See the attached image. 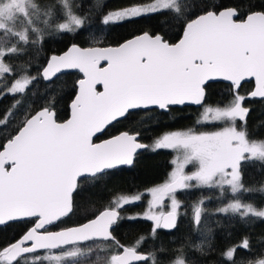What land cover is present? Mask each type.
<instances>
[{
    "label": "snow or ice",
    "instance_id": "6c2138e0",
    "mask_svg": "<svg viewBox=\"0 0 264 264\" xmlns=\"http://www.w3.org/2000/svg\"><path fill=\"white\" fill-rule=\"evenodd\" d=\"M94 20L101 29L140 23L150 28L114 43H105L97 30L86 47L72 43L39 63L30 58L44 51L46 37L91 31ZM172 29L180 32L176 42L167 38ZM67 70L82 78L75 83L69 118L60 121V98L45 93L29 101V92ZM249 81L254 86L242 94ZM216 82H226L227 92L209 103ZM0 85V99H14L0 112V264H158L164 249L142 246L156 241L161 230L177 229L182 217L204 239L181 245L170 264H208L213 245L207 243V201L217 199L222 206L216 214L229 220L264 221V207L244 199L246 193H264V185L255 188L244 180L249 165L259 164L264 175V138L249 131L246 106L264 100V0H124L117 9H108L107 0H0ZM185 105L202 109L196 127L142 142L140 129L147 124L143 131L151 132L160 123L153 125L149 115ZM123 121L138 126L96 142ZM141 149L175 153L163 183L118 195L83 222L61 227L75 214L83 185L131 168ZM185 192L200 197L186 205L179 198ZM145 197L142 213L122 215ZM125 220L151 227L125 244L116 235ZM238 252L246 256L238 259ZM221 255L223 264H264V252H254L247 236Z\"/></svg>",
    "mask_w": 264,
    "mask_h": 264
},
{
    "label": "trees",
    "instance_id": "16d2710c",
    "mask_svg": "<svg viewBox=\"0 0 264 264\" xmlns=\"http://www.w3.org/2000/svg\"><path fill=\"white\" fill-rule=\"evenodd\" d=\"M85 5H92L96 0H74L76 5L81 3ZM220 2V0H216ZM225 3L228 0H224ZM256 3L259 0H252ZM124 0H107L108 9H117L123 6ZM87 10V9H86ZM94 27L91 31H82L79 35H63L56 37H46V42L43 45L44 51L39 55L33 53L30 57L35 60L36 63L42 62L43 58L53 53H59L63 51L69 44L78 43L81 46H88L91 42L93 32L99 31L100 38L105 43H114L118 40H122L129 37L133 32L140 29L148 30L150 23H140L135 25H127L125 27H117L114 30L109 28L101 29V25L98 21H93ZM167 31V29H166ZM180 32L178 29H172L169 32L168 39L171 42H175L179 38ZM35 75V72L33 71ZM81 77L77 71H68L59 75L58 79H55L54 83L45 84L43 82L34 85L29 92V101L36 100L39 97L48 93L60 98V102L56 106L57 118L64 120L69 115V103L75 94V83ZM253 83L251 81L244 83L241 89L242 94H246L252 88ZM2 87V85H0ZM227 87L226 82H216L209 89L208 102L214 103L219 101L226 94ZM14 103V99L10 96L0 99V112L9 109ZM28 103V102H26ZM246 104L251 109L247 125L250 132H257L259 138H264V100L253 99L246 101ZM39 104H31L32 108L38 109ZM200 107L182 106L178 107L171 113L161 114L155 113L149 115L148 119L152 121L153 125L159 121V125L153 127L151 132H144L143 129L147 128L145 124L140 130L142 131V141H150L163 130H167L172 127H196V121L198 111ZM22 107L20 111H23ZM131 126H138V122L134 121L133 124H129L127 121H123L117 124L115 128H109V130L100 135V137H108L111 134H115L116 129H125ZM208 129L209 127H205ZM174 153L170 150H156L142 149L139 151L137 162L131 168H125L124 170H116L114 173L107 177H104L95 185H83L85 190L81 191L76 196L77 207L75 214L68 218H65V224L68 226L83 222L85 217H91L94 213H97L116 196L125 194L132 195L138 192H142L148 187L162 182L167 179V176L172 168V159ZM244 180L246 185L259 188L264 185V175L261 174V168L259 164L249 165L245 170ZM207 195L211 196V193ZM200 197L199 192H185L179 195V198L186 205H191L197 201ZM244 199L247 202L253 203L257 207H264V193H246ZM221 203L213 198L207 201L205 207L210 213V219L207 221L208 228L211 229L207 232L210 240L207 243L213 245V251L209 254L208 264L216 263L223 264L224 258L221 253L231 244L238 243L243 237L247 236L253 243V251L264 252V249L260 247L261 242L264 241V221L254 219L249 224L237 222L236 220H229L223 216L216 214V208L220 207ZM141 203L127 206L122 214L132 213L140 210ZM181 211H184L182 209ZM189 216L191 214L190 208L188 209ZM188 217H182L178 228L168 232L167 230H161L159 238L156 241H147L142 250L152 251L154 249L163 248V253H157L158 264H170V256L173 251L179 248L181 245L191 246L193 244H199L204 239L196 231H194L188 222ZM124 227L117 233V238L122 243L131 244L140 235H147L150 230L151 224L148 221L136 220V221H122ZM8 235H11L9 233ZM2 238V237H0ZM246 256V253L238 252L237 258ZM251 259L252 257H248ZM259 258V256L255 257Z\"/></svg>",
    "mask_w": 264,
    "mask_h": 264
},
{
    "label": "rangeland",
    "instance_id": "374dc122",
    "mask_svg": "<svg viewBox=\"0 0 264 264\" xmlns=\"http://www.w3.org/2000/svg\"><path fill=\"white\" fill-rule=\"evenodd\" d=\"M201 112H202V109L200 108L199 111H198L197 119L199 118ZM188 128H193V127L179 128V129H176V130H184V129H188ZM199 130H201V131H211V130H215V129H214V128H208V129H206L205 127H202V128H200ZM167 131H168V130H167ZM174 157H175V153H174L173 159H174ZM173 159H172V160H173ZM172 167H173V166H172ZM171 170H172V168H171ZM171 170H170V172H171ZM191 170H192L191 166H189V167L186 169V171H191ZM170 172H169V173H170ZM164 181H165V180H164ZM164 181L159 182V183H156V184H154V185H152V186H150V187H153V186H155V185H158V184H160V183H163ZM150 187H148V188H150ZM145 190H146V189H145ZM145 190H144V191H145ZM144 191H143V192H144ZM146 201H147V197H145V198L141 201V208H140V210L135 211V212H132V213H130V214L142 213L143 210H144V207H145ZM220 206H222V204H221Z\"/></svg>",
    "mask_w": 264,
    "mask_h": 264
},
{
    "label": "water",
    "instance_id": "95a60500",
    "mask_svg": "<svg viewBox=\"0 0 264 264\" xmlns=\"http://www.w3.org/2000/svg\"><path fill=\"white\" fill-rule=\"evenodd\" d=\"M176 42V41H175ZM72 44V43H71ZM71 44H69L63 51H61V52H59V53H55V54H61V53H63L64 51H66L67 50V48L71 45ZM76 44H78V43H76ZM83 47H86V46H83ZM50 56V55H49ZM68 71H76V70H67L66 72H68ZM78 72V71H77ZM80 75H81V77L80 78H82V74L80 73ZM79 78V79H80ZM253 83V82H252ZM254 85H252V87H253ZM99 87V86H98ZM252 89V88H251ZM250 89V90H251ZM74 98V97H73ZM71 103V102H70ZM70 103H69V105H70ZM193 106H196V105H193ZM69 116H70V108H69V115H68V117L66 118V119H68L69 118ZM66 119H64V120H66ZM60 121H63V120H60ZM108 137H104V138H101V139H98V140H96V142H100V141H102V140H104V139H107ZM143 142V141H142ZM143 143H145V142H143ZM147 144V143H146ZM142 150V149H141ZM140 151V150H139ZM101 210H103V209H101ZM72 225H74V224H72ZM72 225H68V226H72ZM209 264H216V263H209Z\"/></svg>",
    "mask_w": 264,
    "mask_h": 264
},
{
    "label": "flooded vegetation",
    "instance_id": "af4514ba",
    "mask_svg": "<svg viewBox=\"0 0 264 264\" xmlns=\"http://www.w3.org/2000/svg\"><path fill=\"white\" fill-rule=\"evenodd\" d=\"M185 106H193V105H185ZM246 106H248V105L246 104ZM193 107H198V106H193ZM248 107H249V106H248ZM179 128H180V127H172V128L167 129V130H168V131H171V130H176V129H179ZM209 128H211V127H209ZM167 130H163V131H161V132L159 133V135L162 134L163 132L167 131ZM159 135H157V136H159ZM157 136H155V137H157ZM155 137H154V138H155ZM101 138H103V137H100V138H98V139H101ZM154 138H153V139H154ZM98 139H97V140H98ZM153 139H152V140H153ZM152 140H150L149 142H148V141H147V142L145 141V143H147V144H151V143H152ZM143 142H144V141H143ZM142 192H143V191H142ZM140 203H141V202H140ZM129 214H130V213H127V214H124V213H123L122 215L127 216V215H129Z\"/></svg>",
    "mask_w": 264,
    "mask_h": 264
}]
</instances>
